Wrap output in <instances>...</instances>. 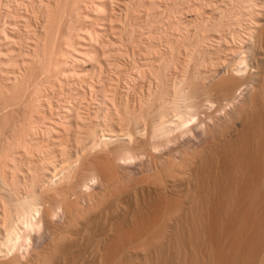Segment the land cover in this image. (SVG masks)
<instances>
[{
  "label": "bare ground",
  "instance_id": "bare-ground-1",
  "mask_svg": "<svg viewBox=\"0 0 264 264\" xmlns=\"http://www.w3.org/2000/svg\"><path fill=\"white\" fill-rule=\"evenodd\" d=\"M128 1L0 0V264H264V0L191 10L137 102Z\"/></svg>",
  "mask_w": 264,
  "mask_h": 264
},
{
  "label": "rangeland",
  "instance_id": "rangeland-1",
  "mask_svg": "<svg viewBox=\"0 0 264 264\" xmlns=\"http://www.w3.org/2000/svg\"><path fill=\"white\" fill-rule=\"evenodd\" d=\"M130 1H131V0H129L128 2H129V3H132V5L130 4L131 7H130V5H129L128 7H129L131 10H132V8H133V10H132L133 14H132V12L128 9L129 12H128V11H127V12H128L129 14H126V17H127L128 15H130V16H128V18H130V19H127V18H126V19H127V20H131L132 25H136V24H137L136 26H137L138 28L136 27V29H138L139 31L136 30L132 25H131V27H133L134 31H137V32H134L132 28H129V26H130L129 24H130L131 22H129V21H127V20H126L127 23L124 22V19H125V18H124V15H125L124 12H126V11H124L123 13H121V14H123V16L120 15L119 19H121V17H122L123 19H121V20H119V21L121 22V21L123 20L124 23L121 22L122 25H123V24H126L125 27L128 26V28H129V30H128V28H127V31L124 30V31H125L124 33H125V34L123 33V35L125 36L126 33H128L129 35H130L131 33L133 34V32H134V34L137 33V34L133 35V36H136V38L133 37V38H135L136 41L134 40L135 43H134V41H131V44L133 43V46H130L131 44H130V42H129V41H130L129 38L132 36V34H131V35L129 36V38H126L127 35L124 37V38H125L124 40H126V41L129 40L128 42H129L130 45L127 44L126 41H124V42L126 43V45H125V43H122L123 41L120 39L121 37H119V38L117 37V38H118V40L120 41V44L122 43V45H120V44H119V45H116V43H115V45H114V42L112 41V37H110L111 39L106 43V45L108 46V45L110 44V45H113L115 48L112 47V51H110V50H111V46L109 45V46H110V50H108V49H109V47H108L107 50H108L109 52H107L106 57L108 56V54H109L110 52H112V53H115V52H116V53L113 54V55H117V54H118V56H114V57L110 56V55H112V53H110V55H109V56L111 57V60H112V58H113L112 61L109 59V58H110L109 56L107 57V59L110 60V61H109L110 64L112 63V68H111V67H110V68L113 69V68L116 66V64L114 65L113 63H117V66H118V63L120 62V63H119V66H121V67L123 68V70L121 69V71L124 72V71L126 70L124 73L127 72V74H128L127 76L130 75L129 73H132V74L129 76V77L131 78V80H129V79H130L129 77L125 76V77L129 78V79L126 78V80H127V81H126V80H125V77H123L124 73L122 72L123 75H121V76L124 78V80H123V78H122L121 76H119V75H120L119 73H121V72H119L120 69H119L118 67H115L118 71L114 69L113 72L111 73L112 70L109 68V70H106L105 73L107 74V73L110 72L108 75H109V76L111 75V76L114 77V78H115V77L117 78V76H119V78H121V80H123V81H122L123 84L121 83L123 86H125V84H124L125 82H124V81H126V83H128L129 81H132V80H133L134 82H132V84H130V82L128 83V84H130V85H129V89L131 90V92H133V93H136V92H137V93H139V94L136 93L135 95H137V96H135L133 93L130 92V90H129V93H130L131 96L134 97V98L132 97V99H135V101L137 102L138 99H136V98H140V95H144V93L146 94V93H147V92H146V91H147V88L149 89L151 83L153 84V81H154V80H155V82H154V84H153L152 87H154V86L156 87V85L158 84L157 81H159V78H158V77H159V74H158V76H157L156 73H159V69H160L161 67H162L161 70L164 68L161 64L166 65V62H167V64H169V65H166L165 68H167V66H170V67H168V69H169V68H174V67L176 66V64H177V66H178V68H179V65H181V64H180L181 60L179 59V61H176L177 58H182V57H183L182 59L184 60V59H185L184 57H186V56H185L186 53H185V51H184V50H186V49H185L186 47H184V50H183L182 48H183V46H186L185 44H186L187 39H188L189 37L187 38L188 35H185V34L188 33V31H192V32H193V29H194V28H195L194 31H196L197 29H199V28H196V27H199V25H200V24L198 25L199 21H197V19L195 18V15H194V16H192V15L194 14V12H195V13H196V12L198 13V11H195V10H199V8H200L201 6H203V4H204L203 7H205V5H206V7H207V4L209 3L210 0H200V1H198V0H186V1H184V0H180V1H179V0H156V1H154V2H155L154 5H156V6L153 5V6H154V7L152 8L153 10H152V9H149V7L152 6V4H150V2H153L152 0H149V1H150L149 3H148V0H145L146 2H145L144 0H142V1H141V0H138L137 2L141 1L142 3L139 2V3L141 4L140 7H139V4L136 2V4H137L136 6H138V8H140V9H142V10H139V9H138L139 11H142V13H137V12H136V11H138V10H137V7L135 8L136 11H134V7H133V5L135 4V3H134V0H132L131 2H130ZM135 1H136V0H135ZM165 1H166V2H165ZM188 1H189V2H188ZM201 1H202V3L200 4ZM205 1H208V2H205ZM212 1H213V3H212ZM212 1H210V3H212V4L215 3V4H214L215 6H216L218 3H219L218 5H221L220 3H222V2H224L225 4H227L230 8L233 6V7H232V10H233V8H236L235 10H233V11H235V15H236V16L234 15V13H232V14L236 17L237 20L239 19V16H240L241 18H242V16H243V18H242L241 20H244V19H245V20H248V19H249L248 16H250V14H248V12H247L248 9H247V10H244L243 7H244V8L248 7V8H250L248 11H251V9H253V8H252V7H253L252 5L255 3V1L257 2L258 0H250V1H251L250 4H252L253 2H254V3H253L252 5H249V6H248V3H249V2H247V1H249V0H243L241 4H238L239 7H238V5H237V2L239 3L240 0L237 1V2H236V0H233V2H232V1L230 2V0H212ZM228 1H229L230 3H229ZM244 1H245V3H246L247 5L244 3ZM252 1H253V2H252ZM164 2H165V4H164ZM180 2H181V3H180ZM194 2H195V3H194ZM197 2H199V3H197ZM216 2H218V3L216 4ZM234 2H236V3L234 4ZM240 2H241V1H240ZM133 3H134V4H133ZM143 3H144V4H143ZM175 3H176V4H175ZM183 3H185V4H183ZM193 3H194V5L197 4V5L194 6L195 9H194V7H192V6H193V5H192ZM205 3H206V4H205ZM231 3H233V5H231ZM243 3H244V6H242V9H241L240 6L243 5ZM147 4H149V5H147ZM162 4H163V5H162ZM187 4H188V5H187ZM189 4H190V5H189ZM212 4H210V5H208V6H213L212 8H215L214 5H212ZM225 4H224V5H225ZM150 5H151V6H150ZM173 5H174L175 7H174ZM200 5H201V6H200ZM222 5H223V3H222ZM234 5H235V7H234ZM134 6H135V5H134ZM176 6H177V7H176ZM143 7H144V8H143ZM157 7H160V9L157 8ZM181 7H182V8H181ZM196 7H197V8H196ZM145 8H146V9H145ZM147 8H148L149 10H151V11L149 12V10H148ZM155 8H156V9H155ZM172 8H173V9H172ZM176 8H177V9H176ZM144 9H145V11H144ZM154 9H155V10H154ZM187 9L190 10V11H188ZM238 9H239V10H238ZM158 10H159V11H158ZM168 10H169V11H168ZM184 10H186V13H187V11H188L187 14H190V15H187L186 13H185V15H184V13H183V12H185ZM191 10H194V12L191 11ZM153 11H154V12H153ZM155 11H156V12H155ZM173 11H174V12H173ZM241 11H244V12L242 13ZM127 12H126V13H127ZM143 12H144V13H143ZM146 12H147V13H146ZM148 12H149V13H148ZM161 12H162V13H161ZM164 12H165V13H164ZM172 12H173V13H172ZM191 12H192L193 14H192ZM134 13H137V15L135 14V16H132V15H134ZM159 13H160V14H159ZM197 13H196V15H197ZM236 13H237V14H236ZM241 13H242V14H241ZM244 13L247 14L246 17H244ZM249 13H250V12H249ZM131 14H132V15H131ZM139 14H140V16H139ZM144 14H146L145 17H143ZM149 14H150V15H149ZM169 14H170V16H169ZM172 14H173V15H172ZM239 14H241L242 16L239 15ZM141 15H142V16H141ZM152 15H153L154 17H153ZM156 15H157V16H156ZM159 15H163V16L161 17V16H159ZM164 15H165V16H164ZM167 15H168V16H167ZM171 15L174 16V17H172ZM175 15H176V16H175ZM177 15H178V16H177ZM181 15H182V16H181ZM233 15H232V16H233ZM131 16H132V17H131ZM146 16L148 17L149 20L147 19ZM234 16H233V17H234ZM136 17H137V18H136ZM142 17H143V20H142V21L139 20L140 18L142 19ZM155 17H156V18H155ZM163 17H164V18H163ZM165 17H166V18H165ZM182 17H183V18H182ZM186 17L189 18V19H191V21H189ZM191 17H192V18H191ZM131 18H132V19H131ZM138 18H139V19H138ZM154 18H155V19H154ZM158 18H160L159 21H157ZM175 18H177L178 20H177V19L175 20ZM194 18H195L196 21H195V20L192 21ZM226 18H227V17H226ZM229 18H230V17H229ZM136 19L139 20V22L136 23V24H134L135 21L137 22ZM152 19H153V20H152ZM185 19L188 20V21H186ZM133 20H135V21L133 22ZM183 20H185V21H183ZM198 20H199V19H198ZM227 20H229V19L227 18ZM239 20H240V19H239ZM241 20L239 21V23L241 22L242 24L240 23V25H243L244 23H243V21H241ZM119 21H118V22H119ZM144 21H145V22H144ZM155 21H156V23H155ZM169 21H171V22H169ZM181 21H182V22H181ZM225 21H226V20H225ZM33 22H34V21H33ZM141 22H142V23H141ZM143 22H144V23H143ZM149 22H150V23H149ZM151 22H152V23H151ZM158 22H160V23H158ZM164 22H165V24H164ZM177 22H178V26H177ZM184 22H185L186 24H185ZM194 22H195V23H194ZM196 22H198V23H196ZM244 22H245V21H244ZM140 23H141V24H140ZM145 23L148 24V25H146ZM154 23H155V24H154ZM175 23H176V25H175ZM32 24L34 25V23H32ZM127 24H128V25H127ZM138 24H139V25H138ZM149 24H151V25H149ZM157 24H158V25H157ZM161 24H162L163 26H162ZM179 24H182V25H179ZM183 24L186 25V28H188V26H192V24H193V26L195 25L196 27H195V26H194V28L189 27V29L186 30L185 25H183ZM190 24H191V25H190ZM237 24H238V23H237ZM140 25H141V29H142V31L139 29V28H140ZM160 25H161V26H160ZM146 26L148 27V29H152V28H153V31H150V30H149V32H150V33H149V32L147 31V27H146ZM150 26H151V27H150ZM152 26H153V27H152ZM173 26H174V27H173ZM182 26H184V27H182ZM193 26H192V27H193ZM144 28H145V30H144ZM159 28H160V29H159ZM179 28H180V29H179ZM89 29H90V27H88V30H89ZM131 29H132V30H131ZM155 29H156V30H155ZM161 29H162V30H161ZM184 29H185V30H184ZM190 29H191V30H190ZM143 30H144V32L147 31L150 35L153 33V34H152L153 36L151 37V36L146 32V33L148 34V35H147L146 33L143 32ZM85 31H86V30H85ZM91 31L94 32L92 29H91ZM130 31H131V32H130ZM185 31H187V32H185ZM87 32H90V31H87ZM122 32H123V31H122ZM122 32H118V33H119V36L122 35V34H121ZM129 32H130V33H129ZM140 32H141V33H140ZM142 32L144 33V35H147V37L145 36V38H143L144 35H143V37L141 36V35L143 34ZM151 32H152V33H151ZM174 32H175V33H174ZM181 32H183V33H181ZM118 33L116 34L117 36H118ZM178 33H179V34H178ZM86 34H87V33H86ZM89 34H91V33H89ZM89 34H88V35H89ZM120 34H121V35H120ZM138 34H139V35H138ZM154 34H155L157 37L154 36ZM159 34H160V35H159ZM169 34H170V35H169ZM182 34H183V35H182ZM94 35H95V33H94ZM123 35H122V39H123ZM137 35H138V36H137ZM90 36L93 37V33H92V35H90ZM140 36H141V37H140ZM149 36H150V37H149ZM158 36H159V37H158ZM167 36H168V37H167ZM174 36H175V38H176V36H177V38L175 39ZM184 36H185V37H184ZM60 37H61V36H60ZM87 37H88V36H87ZM98 37H99V36H98ZM165 37H166V38H165ZM89 38H90V37H89ZM95 38H96V40H97L96 43H98L100 38L97 39V35H96ZM95 38L93 37V38H91V39H94L93 41H96ZM139 38H140V39H139ZM185 38H187V39H185ZM59 39H60V38H59ZM153 39H154V40H153ZM168 39H169V40H168ZM60 40L63 41L62 37H61ZM60 40H59V41H60ZM152 40H153V42H152ZM172 40H173V41H172ZM184 40H186V42H185ZM121 41H122V42H121ZM149 41H150V42H149ZM176 41H177V42H176ZM182 41H183V42H182ZM110 42H111L112 44H111ZM148 42H149V43H148ZM151 42H152V43H151ZM172 42H174V43H172ZM184 42H185V44H184ZM118 43H119V42H118ZM118 43H117V44H118ZM146 43H147V44H146ZM150 43H151V44H150ZM165 43H166V44L168 43V44L166 45ZM180 43H181V44H180ZM212 43H213V42H212ZM212 43H211V44H212ZM123 44H124V45H123ZM138 44H139V45H138ZM141 44H142V45H146V46H145V47H146V50H147V48H148L147 52H144V51H146V50H145V47L142 46ZM169 44H170L171 46H170ZM177 44H178V45H177ZM147 45H148V46H147ZM149 45H150V46H149ZM151 45H153V46H151ZM172 45H174V46H172ZM117 46H118V47H117ZM121 46H122V47L125 46L123 49H124V53L127 52V53H126L127 55L124 54L126 57L122 54V53H123V52H122L123 49L119 48V47H121ZM126 46H129V48L127 47V49H126ZM138 46H139V48H136V47H138ZM161 46H162V47H161ZM176 46H177V47H176ZM178 46L180 47V49H179ZM132 47L135 48V49H133ZM140 47H141V49L144 48V49H142V50H144V51L140 50ZM149 47H150V48H149ZM152 47H153L154 49H153ZM158 47H159V48H158ZM174 47H175L177 50H176ZM181 47H182V48H181ZM130 48H131V49H130ZM170 48H171V49H170ZM113 49H114V50H113ZM116 49H117L118 51L121 50V51H120L121 53H120V52L118 53L117 51H115ZM125 49H126L127 51H126ZM132 49H133V50H132ZM167 49H168V52H167ZM172 49H173V50H172ZM130 50H132V51L130 52ZM136 50H137V51H136ZM153 50H154L155 52H154ZM178 50H179V51H178ZM134 51H135V52H134ZM140 51L142 52V55H141V52H140ZM150 51H151L152 53H151ZM175 51H176V52H175ZM183 51H184V52H183ZM128 52H130V53H128ZM139 52H140V53H139ZM148 52H149V53H148ZM173 52H175V53H173ZM178 52H180V53L183 52L184 54L182 53V54H180L181 57H177V58H175L177 55H175V57H174V54H178V56H180ZM134 53H135V54H134ZM143 53H145V54L148 53V55L146 56V55H144ZM156 53H157V54H156ZM120 54L123 55V57L120 56ZM129 54H130V55H129ZM133 54H134V55H133ZM149 54H150V55H149ZM171 54H172L173 56H172ZM132 55H133V57H132ZM138 55H139V56H138ZM143 55H144V57H143ZM170 55H171V56H170ZM127 56H128V57H127ZM129 56H130V57H129ZM134 56H135V58H134ZM167 56H168V57H167ZM115 57H116V58H115ZM117 57H118V60L115 62L114 60H116ZM120 57H121V59L119 60ZM146 57H147V58H146ZM149 57L151 58V61H150V58H149ZM161 57H162V58H161ZM163 57H164V58H163ZM166 57H167V58H166ZM172 57H174V58H172ZM114 58H115V59H114ZM132 58L135 59L134 61H136V60H137V61H136V62L132 61V60H133ZM139 58H145L148 62H149V61H150V62L148 63L145 59H139ZM148 58H149V59H148ZM170 58H172V60H170ZM131 59H132V60H131ZM154 59H158V62H159V60H160L161 62H159V63H161V64H160L161 66H159V65L157 64L158 62H155ZM121 60H122V62H121ZM130 60H131V61H130ZM142 60H145V61H144V66L146 65V66L148 67V68H147L148 70L145 69L146 66L144 67V66L141 65V64L143 63ZM153 60H154V61H153ZM165 60H166V61H165ZM167 60H168V61L170 60V61L168 62ZM173 60L176 61V64H175V62H174ZM183 60H182V61H183ZM128 61H129V62H128ZM138 61H140V62H138ZM152 61H153V62H152ZM156 61H157V60H156ZM171 61H172V62H171ZM130 62H131V63H130ZM145 62H146V63H145ZM151 62H152V64H153L154 62H155V63H154L153 66H151V68H150L149 65L151 64ZM163 62H164V63H163ZM170 62L172 63V65H171ZM173 62H174V63H173ZM177 62H178V63H177ZM124 63H125V64H124ZM132 63L135 64V65H138V67H135ZM136 63H138V64H136ZM147 63H148L149 65H148ZM181 63H182V62H181ZM110 64H109V65H110ZM121 64H122L123 66H122ZM126 64H128V66H127ZM152 64H151V65H152ZM156 64H157V65H156ZM178 64H179V65H178ZM113 65H114V67H113ZM130 65H133L134 67H133V66H130ZM155 65L158 66L157 68H159V69H157ZM126 66H127V67H126ZM140 66H141L143 69H141ZM177 66H176V67H177ZM108 67H109V66H108ZM132 67H133V68H132ZM139 67H140V69H138L139 71H137L136 69L134 70V68H139ZM152 67H153V68H152ZM154 67H155L157 70H155ZM124 68H125V69H124ZM126 68H128V69H126ZM129 68H131V70L133 69L134 71H137V72H138V73L135 72V75H136V76H135L134 79H132V77H131V76L134 77V71L132 70V72H129V70H130ZM106 69H107V68H106ZM131 70H130V71H131ZM143 70H144V71H143ZM151 70H152V71H151ZM108 71H109V72H108ZM114 71H116L115 74H113ZM157 71H158V72H157ZM117 72H118V73H117ZM128 72H129V73H128ZM150 72H151V73H150ZM152 72H153V74H152ZM167 72H168V71H167ZM76 73H77V72H76ZM78 73H80V72L78 71ZM78 73L76 74L77 76L80 75V74L78 75ZM81 73H82V72H81ZM86 73H87V74H85V73H84V74H85V75H88V74H89V76L91 75V74L88 73V72H86ZM105 73H104L103 76H104V78L106 79V76H107V75H105ZM139 73H140V74H139ZM149 73H150V74H149ZM82 74H83V73H82ZM84 74H83V75H84ZM112 74H113V75L118 74V75L113 76ZM138 74H139L140 76H138ZM141 74H143V75H141ZM155 74H156L157 77L155 76ZM83 75H81V77H82V78H83V77L85 78V76H83ZM147 75H148V76H147ZM77 76H76V77H77ZM111 76H110V78H112ZM141 76H142V77H141ZM86 77H87V76H86ZM90 77H92V75H91ZM90 77H88V78H90ZM107 77H108V76H107ZM136 77H138V78H136ZM154 77H155V78H154ZM79 78H80V77H79ZM79 78L77 79V81H81V80H82V78H81V80H80ZM88 78H87V79H88ZM92 78H93V77H92ZM92 78H91V79H88V80H90V81H91V80H94L93 82H96L95 78L97 79V76H96V77L94 76V79H92ZM104 78H103V79H104ZM114 78H113V79H114ZM116 78H115V79H116ZM143 78H144V79H143ZM150 78H151V79L153 78V79H152L153 81H152ZM156 78H157V79H156ZM113 79H110V80L112 81ZM135 79H136V82H135ZM146 79H148V80H146ZM97 80H98V79H97ZM106 80H107V79H106ZM128 80H129V81H128ZM139 80H141V81H139ZM143 80H144V81H143ZM150 80H151L152 82H150ZM111 81H109V78H108L107 82H111ZM149 82H150V83H149ZM156 82H157V83H156ZM111 83H112V82H111ZM147 83L150 84V85H148ZM131 85H132V87H131ZM143 85H144V86H143ZM134 86H135V87H134ZM148 86H149V87H148ZM130 87H131L132 89H131ZM136 87H137V88H136ZM155 87H154L153 89H156L158 86H157L156 88H155ZM133 88H134V89H133ZM134 90H135V91H134ZM138 90H139V91H138ZM142 92H143V93H142ZM135 97H136V98H135Z\"/></svg>",
  "mask_w": 264,
  "mask_h": 264
}]
</instances>
